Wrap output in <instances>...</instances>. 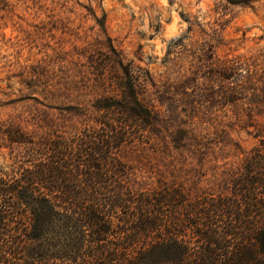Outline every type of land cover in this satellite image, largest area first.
Instances as JSON below:
<instances>
[{
  "label": "rangeland",
  "instance_id": "374dc122",
  "mask_svg": "<svg viewBox=\"0 0 264 264\" xmlns=\"http://www.w3.org/2000/svg\"><path fill=\"white\" fill-rule=\"evenodd\" d=\"M125 73L154 119L121 151L130 187L227 193L264 139V0H0V185L95 126Z\"/></svg>",
  "mask_w": 264,
  "mask_h": 264
},
{
  "label": "trees",
  "instance_id": "16d2710c",
  "mask_svg": "<svg viewBox=\"0 0 264 264\" xmlns=\"http://www.w3.org/2000/svg\"><path fill=\"white\" fill-rule=\"evenodd\" d=\"M125 77L118 97L97 103L95 126L0 185V264H264V139L227 193L135 191L121 151L154 119Z\"/></svg>",
  "mask_w": 264,
  "mask_h": 264
}]
</instances>
